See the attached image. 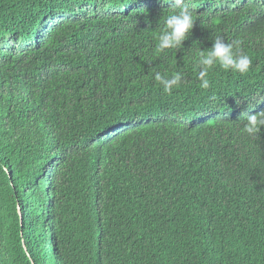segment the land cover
Segmentation results:
<instances>
[{"label":"trees","instance_id":"trees-1","mask_svg":"<svg viewBox=\"0 0 264 264\" xmlns=\"http://www.w3.org/2000/svg\"><path fill=\"white\" fill-rule=\"evenodd\" d=\"M184 2L156 53L167 0H0V264H264V0ZM217 36L253 63L202 89Z\"/></svg>","mask_w":264,"mask_h":264},{"label":"clouds","instance_id":"clouds-1","mask_svg":"<svg viewBox=\"0 0 264 264\" xmlns=\"http://www.w3.org/2000/svg\"><path fill=\"white\" fill-rule=\"evenodd\" d=\"M165 4V0H162ZM167 4L176 9L169 13L164 19V28L156 37L155 52L162 53L168 49L182 47L183 43L189 38L194 26V15L184 0H167ZM212 47L199 52V87L208 89L210 87L209 72L217 65L225 71L244 74L252 66L251 57L241 51L240 41L234 40L226 43L223 37L217 36L212 40ZM154 79L159 82L165 92H171L173 89L181 86L183 74L181 72L155 73ZM264 129V112L247 115L243 124L242 132L248 136H256ZM221 190L212 194L208 199L213 207H218V212L214 210L213 219L223 228L222 208L228 207V199L224 194H231L228 190ZM264 191V186H263Z\"/></svg>","mask_w":264,"mask_h":264},{"label":"bare ground","instance_id":"bare-ground-1","mask_svg":"<svg viewBox=\"0 0 264 264\" xmlns=\"http://www.w3.org/2000/svg\"><path fill=\"white\" fill-rule=\"evenodd\" d=\"M252 258V257H251ZM255 264V263H254Z\"/></svg>","mask_w":264,"mask_h":264}]
</instances>
